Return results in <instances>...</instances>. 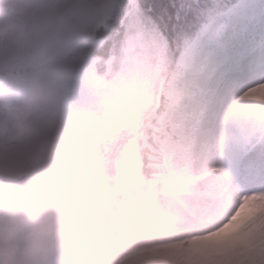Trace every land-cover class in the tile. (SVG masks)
I'll list each match as a JSON object with an SVG mask.
<instances>
[{
	"label": "rangeland",
	"instance_id": "obj_1",
	"mask_svg": "<svg viewBox=\"0 0 264 264\" xmlns=\"http://www.w3.org/2000/svg\"><path fill=\"white\" fill-rule=\"evenodd\" d=\"M111 3L112 0H100L97 15L83 18L78 14L79 0H69L65 6L60 0H0V70L37 66L49 54L75 52L89 29L106 21ZM262 10L264 0H238L202 28L203 36L217 49L214 59L207 58L204 47L191 48L182 55L181 79L171 93V108L166 110L164 120H159L161 127L156 128V133L164 136L160 146L170 164L171 180L178 188L173 194L152 193L148 198L142 194L138 204L124 208L127 221L117 224L104 236L115 237L106 264H136L151 258V264H224L226 261L254 264L252 254L262 250L264 244V87H254L264 85ZM93 18L95 22L89 27ZM128 18L131 26H135V13ZM245 18L247 24L241 25ZM137 31L130 34L122 49L126 63L140 55L135 44ZM244 34L258 37L257 47L233 49L234 40ZM149 45L155 48L151 39ZM247 57L250 58L245 60ZM112 59L115 63L116 53ZM236 65L245 70L244 76L229 72ZM61 68L76 80L68 88L74 101L88 105L98 114L112 111L120 87L114 92L100 72L94 73L89 68ZM10 73L0 80V173L13 175L15 154L25 160L30 157L32 164L46 156L47 148L58 152L84 150L87 146L84 137L68 141L62 132L56 131L51 140L42 134L54 111L51 100L60 88L50 84L51 79L46 75ZM248 90L253 95L243 97ZM138 99L143 101V97ZM139 102L125 110L123 118L135 116ZM187 117L192 118V127L183 136L187 147L184 153L169 141L164 122ZM176 143L183 146L180 139ZM83 160L76 167L55 171L43 184L41 193L59 186L77 199L73 183L94 174ZM77 203L82 211L76 227L63 236L40 264H68L70 257L82 247L84 228L98 200L79 202L78 199ZM31 204L15 188L0 187L3 209L0 229L13 224L20 211L33 210ZM145 207L150 210L147 227L137 223L138 211ZM226 219L228 223H223ZM224 227L227 231L217 235V230ZM27 232V228L15 232L13 242L17 249L24 246ZM201 233L209 237L196 239ZM5 239L0 238V253ZM15 264L23 262L17 259Z\"/></svg>",
	"mask_w": 264,
	"mask_h": 264
},
{
	"label": "trees",
	"instance_id": "obj_2",
	"mask_svg": "<svg viewBox=\"0 0 264 264\" xmlns=\"http://www.w3.org/2000/svg\"><path fill=\"white\" fill-rule=\"evenodd\" d=\"M236 1L199 0L198 11L186 19L190 2L195 3L196 0H114L108 8L106 22L91 28L89 40L84 42L78 52L49 57L46 63L36 67L26 65L1 71L0 78L6 77L11 71L17 74L20 68V71L31 77L51 76L50 84L57 85L60 92L51 100L54 111L44 127L49 131L44 129L42 133L51 138L55 130L63 132L69 121L82 118L86 127L75 137L87 139L88 147L82 152L48 149L46 156L39 158L28 170L30 174H26L25 184L22 185L15 177L5 182L0 175V186L12 185L18 191L34 197L36 193H41L42 183L55 170L63 166L74 167L79 159L88 154L95 174L85 182H77L74 188L81 202L98 200V204L84 228L82 247L86 236L100 238L102 233L116 224L127 221L124 208L139 203L143 192L162 194L175 191L177 186L171 183L169 165L156 141L154 129L159 125L157 118L162 117L170 105L169 98L162 93L159 95V90L162 88L170 95L169 91L177 81L182 53L190 47L206 45L202 37L203 24ZM67 2L60 0L62 5ZM98 8L99 0H82L79 4L82 17L94 16ZM131 13H135L137 20L133 27L125 24ZM136 29L135 44L140 55L126 63L122 47ZM150 39L154 49L150 48ZM253 40L251 36L244 37L235 47L254 45ZM206 47L211 50V46ZM113 53L119 59L115 61L117 64L112 59ZM156 56L159 58L156 59ZM58 60L67 66L94 68L108 80L110 89L112 87L116 91L120 87L121 93L112 111L98 114L88 105L74 101L68 87L75 80L64 72L51 70L52 66L61 62ZM108 60L110 62L105 64ZM139 97H143V101L139 102ZM138 102L140 106L135 110V116L123 118L122 113L128 108L132 109L134 103ZM189 122L187 118L184 122L169 124L166 132L171 139H178L188 129ZM16 164L20 172L30 166L29 161H16ZM253 258L256 264H264V251H256ZM152 259L137 264H149ZM68 264H71V260Z\"/></svg>",
	"mask_w": 264,
	"mask_h": 264
},
{
	"label": "clouds",
	"instance_id": "obj_3",
	"mask_svg": "<svg viewBox=\"0 0 264 264\" xmlns=\"http://www.w3.org/2000/svg\"><path fill=\"white\" fill-rule=\"evenodd\" d=\"M94 22L93 18L89 22V27ZM254 87L261 88L264 85ZM85 127L83 119L77 118L65 125L63 135L71 141L77 134L83 132ZM32 209L24 216L18 217L17 222L7 229L5 247L0 253V264H15L17 259L23 264H40L63 236L76 227V221L82 211L74 195L59 186H53L43 193H36ZM149 211L147 207L138 211L137 223L140 226L147 227ZM223 223H228V220ZM220 227H223V224ZM19 228H27L28 232L24 246L17 249L13 236ZM114 239L113 236L96 239L86 236L85 245L70 257L71 264H106L108 251Z\"/></svg>",
	"mask_w": 264,
	"mask_h": 264
},
{
	"label": "bare ground",
	"instance_id": "obj_4",
	"mask_svg": "<svg viewBox=\"0 0 264 264\" xmlns=\"http://www.w3.org/2000/svg\"><path fill=\"white\" fill-rule=\"evenodd\" d=\"M129 18H127L126 19V21H125V24L126 25H129V26H131V22H129V21H127ZM136 24H137V20H136ZM135 24V25H136ZM134 26V25H133ZM132 26V27H133ZM131 31V30H130ZM127 42V41H126ZM125 42V43H126ZM124 43V44H125ZM153 56V55H152ZM159 58V56H156V59H158ZM250 57H247V58H244L245 60H247V59H249ZM244 59H241V60H243L244 61ZM153 61H155V60H152V62ZM121 62V61H120ZM122 63V62H121ZM229 72L230 73H238V74H240V75H245L246 73H245V70L240 66H238V65H236V67L235 68H231V69H229ZM230 77H233L234 79H237V77L236 76H230ZM173 92V90H170L169 91V93H170V96H172L171 95V93ZM254 93V92H253ZM253 93H251V91L250 90H248L246 93H245V95L243 96V97H245V98H247V97H249L250 95H253ZM262 97L264 98V92L262 93ZM169 108H171V105H169V107H168V109ZM137 111V110H136ZM135 113V112H134ZM165 113H166V111L164 112V114H163V116L162 117H159V118H157V120H158V126H156V127H161V123H159V120H164V115H165ZM136 114V113H135ZM131 116H133V115H131ZM164 117V118H163ZM128 118V117H127ZM131 118V117H130ZM174 122H178V121H171V122H164V128H165V130H167V126L169 125V124H172V123H174ZM156 127H155V129H156ZM166 135H168V138H169V141L170 142H173V143H176L179 139L180 140H182V142H183V136H184V132L182 133V136L181 137H178V139H171V136L167 133ZM156 137H158V138H156V141L159 143V145H160V141L162 140V139H164V136H162V135H156ZM222 230H224V231H227V229H226V227H224V228H222V229H220V230H217V235H222ZM216 235V236H217ZM209 236L208 235H205V234H203V233H201L200 235H198L197 236V238L196 239H198V240H201V239H207ZM209 245V246H213L214 244H212V243H210V242H206V245ZM216 247H222L221 245H215Z\"/></svg>",
	"mask_w": 264,
	"mask_h": 264
},
{
	"label": "snow or ice",
	"instance_id": "obj_5",
	"mask_svg": "<svg viewBox=\"0 0 264 264\" xmlns=\"http://www.w3.org/2000/svg\"><path fill=\"white\" fill-rule=\"evenodd\" d=\"M199 7H200L199 0H196L195 3L190 2L185 18L187 19L192 17L193 13L198 11ZM261 17L262 19H264V10H262L261 12ZM246 24H247V19L245 18L241 21V25H246Z\"/></svg>",
	"mask_w": 264,
	"mask_h": 264
}]
</instances>
